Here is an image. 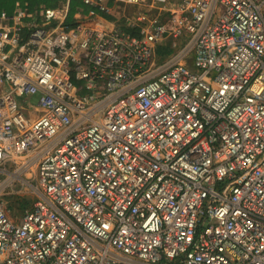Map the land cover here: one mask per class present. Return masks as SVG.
<instances>
[{
	"label": "built area",
	"instance_id": "2783aa9c",
	"mask_svg": "<svg viewBox=\"0 0 264 264\" xmlns=\"http://www.w3.org/2000/svg\"><path fill=\"white\" fill-rule=\"evenodd\" d=\"M81 1L0 9V264H264V0Z\"/></svg>",
	"mask_w": 264,
	"mask_h": 264
},
{
	"label": "rangeland",
	"instance_id": "374dc122",
	"mask_svg": "<svg viewBox=\"0 0 264 264\" xmlns=\"http://www.w3.org/2000/svg\"><path fill=\"white\" fill-rule=\"evenodd\" d=\"M143 9V8H138ZM137 8L129 7V6H121L118 10H123L126 14H133L137 10ZM183 42L182 38H178L175 40H171L166 38L162 40L156 46V57L160 59L164 57L167 52L172 50L174 45L178 47ZM34 99V96L31 97ZM17 188V186L15 187ZM34 199V197L28 192H14L12 194L6 195L4 197L5 205L8 209L9 216L14 220H17L21 215L22 211L30 204V202Z\"/></svg>",
	"mask_w": 264,
	"mask_h": 264
},
{
	"label": "trees",
	"instance_id": "16d2710c",
	"mask_svg": "<svg viewBox=\"0 0 264 264\" xmlns=\"http://www.w3.org/2000/svg\"><path fill=\"white\" fill-rule=\"evenodd\" d=\"M58 3L59 0H0V9L5 10L7 13H12L18 6L26 5L29 9H37L41 4L54 7ZM76 12L83 14L85 16L84 18L86 19L94 18L97 16V14L103 15L102 13H98L96 10L90 9V7L85 5L81 0H70V22H72V15ZM73 20L75 19L73 18Z\"/></svg>",
	"mask_w": 264,
	"mask_h": 264
},
{
	"label": "crops",
	"instance_id": "0c3cea01",
	"mask_svg": "<svg viewBox=\"0 0 264 264\" xmlns=\"http://www.w3.org/2000/svg\"><path fill=\"white\" fill-rule=\"evenodd\" d=\"M119 7H121V6H118V7H115V9L117 10V9H119ZM90 9H92V8H90ZM93 10H95V9H93ZM89 11H91V10H89ZM98 12V11H97ZM99 13V12H98ZM98 15H101V14H97V16ZM90 19V18H89Z\"/></svg>",
	"mask_w": 264,
	"mask_h": 264
}]
</instances>
